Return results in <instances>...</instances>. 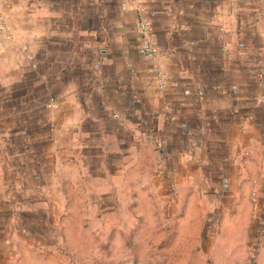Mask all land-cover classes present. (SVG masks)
I'll return each instance as SVG.
<instances>
[{
    "label": "crops",
    "instance_id": "crops-1",
    "mask_svg": "<svg viewBox=\"0 0 264 264\" xmlns=\"http://www.w3.org/2000/svg\"><path fill=\"white\" fill-rule=\"evenodd\" d=\"M263 6L0 0V264L41 251L43 226L79 203L186 208L214 192L248 238L264 216Z\"/></svg>",
    "mask_w": 264,
    "mask_h": 264
},
{
    "label": "rangeland",
    "instance_id": "rangeland-1",
    "mask_svg": "<svg viewBox=\"0 0 264 264\" xmlns=\"http://www.w3.org/2000/svg\"><path fill=\"white\" fill-rule=\"evenodd\" d=\"M214 195L186 208L148 197L111 210L79 203L44 225L41 251L16 264H264V216L251 219L242 239Z\"/></svg>",
    "mask_w": 264,
    "mask_h": 264
},
{
    "label": "built area",
    "instance_id": "built-area-1",
    "mask_svg": "<svg viewBox=\"0 0 264 264\" xmlns=\"http://www.w3.org/2000/svg\"><path fill=\"white\" fill-rule=\"evenodd\" d=\"M139 10L141 11L142 8L140 7ZM260 17L264 20V6L260 11ZM4 27L5 25L0 19V29L3 30ZM139 34L141 36V45L139 47V53L148 59L156 58L158 54V46H157V42L154 39L152 23L148 18H144V17L140 18ZM159 75H161V73H159ZM257 79L260 85L262 86V88L264 89V32L262 34L261 57L257 71ZM160 84L162 85L161 79H160ZM52 103H54L53 100ZM159 146H161V143H159Z\"/></svg>",
    "mask_w": 264,
    "mask_h": 264
}]
</instances>
